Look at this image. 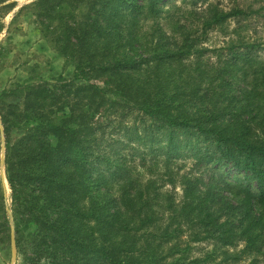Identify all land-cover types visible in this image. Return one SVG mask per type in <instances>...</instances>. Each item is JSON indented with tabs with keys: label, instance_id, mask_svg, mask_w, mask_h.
Listing matches in <instances>:
<instances>
[{
	"label": "trees",
	"instance_id": "1",
	"mask_svg": "<svg viewBox=\"0 0 264 264\" xmlns=\"http://www.w3.org/2000/svg\"><path fill=\"white\" fill-rule=\"evenodd\" d=\"M184 1L200 10L202 26L189 14L171 18L181 9L175 0L32 3L42 33L75 64L69 79L0 95L7 134L29 126L6 163L26 216L17 233L36 264H223L241 259L228 251L240 243L245 253L262 251L261 43L204 42L229 20L264 21V5ZM187 157L195 163L181 173ZM223 162L243 175L229 181L216 169ZM207 241L225 248L220 261L192 256Z\"/></svg>",
	"mask_w": 264,
	"mask_h": 264
},
{
	"label": "rangeland",
	"instance_id": "2",
	"mask_svg": "<svg viewBox=\"0 0 264 264\" xmlns=\"http://www.w3.org/2000/svg\"><path fill=\"white\" fill-rule=\"evenodd\" d=\"M34 1L36 0H0V95L16 84H37L41 81H53L59 76L69 79L74 74L73 61L66 60L56 51L52 39L42 33L39 21L44 17L40 14L39 7L32 4ZM175 1L181 9L172 11L171 18L184 20L189 14L190 20L197 22L196 26H202V21H197L200 12L198 8L192 6L189 1ZM244 1L252 2L256 9L264 5V0H208L207 3L198 5L206 6L211 3L219 9H228L233 4ZM191 12H197V14H191ZM255 42L261 43L262 49L256 51L255 56L260 61H264V21L252 17L240 22L232 19L213 28L204 45L218 48ZM209 56H213V53L207 52L206 59ZM214 60L215 58H212V61ZM242 87L244 82L241 81L236 88ZM5 100L9 103L15 101L14 97H8ZM28 127L17 128L8 135L0 115V264L38 263L37 260H33L35 253L28 245L26 238L20 241L21 237L17 233L18 227L22 228L23 225L22 217L26 216L22 206L19 207L20 212L17 211L19 203L14 198L6 163L11 145L24 135ZM254 127L258 126L254 125ZM194 163V159L187 157L181 159L177 166L184 165L181 170V173H184L192 168ZM216 167L225 173L229 181H234L243 175L232 164L226 162L216 164ZM166 189L170 188L166 187ZM175 192L176 201H180L183 194L180 184H177ZM19 245H23V248ZM244 246V243H240L237 247L228 248L229 255H240L241 259L238 261L231 259L223 264H264V243L260 253H245ZM223 250H225L224 247L207 241L193 245L192 256L214 253L218 262L222 259Z\"/></svg>",
	"mask_w": 264,
	"mask_h": 264
}]
</instances>
